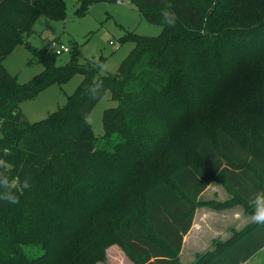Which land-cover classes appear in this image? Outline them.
Returning a JSON list of instances; mask_svg holds the SVG:
<instances>
[{
    "label": "trees",
    "instance_id": "1",
    "mask_svg": "<svg viewBox=\"0 0 264 264\" xmlns=\"http://www.w3.org/2000/svg\"><path fill=\"white\" fill-rule=\"evenodd\" d=\"M76 0L77 17L99 3ZM155 37L113 74L103 59L68 61L26 41L39 16L64 21V0H0V264H97L116 245L133 264H180L197 208L240 206L251 221L192 264H244L264 248L252 221L264 194V0H129ZM177 22L169 26L167 12ZM17 46L42 71L19 83L3 67ZM82 80L63 107L29 123L20 104ZM97 139L87 118L106 92ZM230 199L201 202L212 184Z\"/></svg>",
    "mask_w": 264,
    "mask_h": 264
},
{
    "label": "rangeland",
    "instance_id": "2",
    "mask_svg": "<svg viewBox=\"0 0 264 264\" xmlns=\"http://www.w3.org/2000/svg\"><path fill=\"white\" fill-rule=\"evenodd\" d=\"M64 1L65 20L51 21L45 16H39L33 23L32 31L26 41L36 48L48 47L52 40H59L68 46L74 43L79 47L81 64L103 59L101 75L115 73L121 61L133 48L130 42H120V38L126 33L135 32L140 36L155 37L161 31L159 26L142 20L129 0L93 5L82 17L75 15L76 0ZM67 61L68 54L58 56L59 65ZM3 67L10 75L16 76L19 83L28 82L42 71V67L32 60L30 53L22 46H17L5 57ZM81 80L82 76L76 75L65 85H52L46 88L33 100L21 103L20 111L29 123L44 120L49 114L65 105L67 97L74 92ZM115 106L116 103L111 100L110 93L107 91L90 112L87 121L97 139L103 135L101 118L104 110ZM229 199L230 195L223 186L215 183H212L199 197L201 202L223 203ZM231 209H229L231 213L227 215L228 217L223 216L226 215L227 210L216 211L206 207L196 209V222L204 221V226L197 228V236L193 241L198 247L195 249L188 243L185 244L179 256L180 264H192L195 255L212 249L213 240L224 239L231 230L239 231L244 228L245 223L241 217L242 215L247 217V215L243 214L240 206ZM196 251L198 253H195ZM97 264L133 263L118 246L111 245L105 250L104 261Z\"/></svg>",
    "mask_w": 264,
    "mask_h": 264
},
{
    "label": "crops",
    "instance_id": "3",
    "mask_svg": "<svg viewBox=\"0 0 264 264\" xmlns=\"http://www.w3.org/2000/svg\"><path fill=\"white\" fill-rule=\"evenodd\" d=\"M204 193V192H203ZM202 193V194H203ZM232 210V209H231ZM231 210H227L225 211L226 215H223L224 217L229 215L231 213ZM240 210V209H239ZM196 214V213H195ZM221 216V217H223ZM228 217V216H227ZM234 219V218H233ZM235 220V219H234ZM241 220L244 221L245 225L244 227L251 221V217H246V216H243L241 217ZM233 222V221H232ZM204 226V221H199V222H196V216L194 215V219H193V224H192V227L191 229L189 230V232L184 236L183 238V245H182V249H183V246L185 244H189L191 247H194L195 249H197V245H195L193 243L194 239L196 238L197 236V228L198 227H202ZM229 232V230H228ZM227 237H225L224 239H220V240H226L230 237V233L229 235H226ZM182 249H181V252H182ZM195 253H198V251H196ZM181 255V253H180ZM244 264H264V248H262L260 251H258L251 259H249L247 262H245Z\"/></svg>",
    "mask_w": 264,
    "mask_h": 264
},
{
    "label": "clouds",
    "instance_id": "4",
    "mask_svg": "<svg viewBox=\"0 0 264 264\" xmlns=\"http://www.w3.org/2000/svg\"><path fill=\"white\" fill-rule=\"evenodd\" d=\"M165 15L168 17L166 23L169 26H174L178 19L177 14L174 11H171L165 13ZM252 221L257 225L264 226V194H258L256 196Z\"/></svg>",
    "mask_w": 264,
    "mask_h": 264
},
{
    "label": "built area",
    "instance_id": "5",
    "mask_svg": "<svg viewBox=\"0 0 264 264\" xmlns=\"http://www.w3.org/2000/svg\"><path fill=\"white\" fill-rule=\"evenodd\" d=\"M121 0H118L120 2ZM48 50H50L56 56H60L63 54H69L70 48L68 45L63 44L59 40H52L48 45Z\"/></svg>",
    "mask_w": 264,
    "mask_h": 264
}]
</instances>
